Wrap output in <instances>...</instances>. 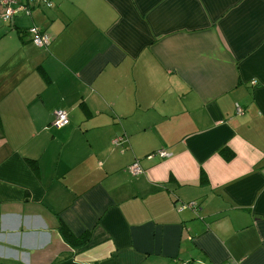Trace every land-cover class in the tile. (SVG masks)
<instances>
[{"label": "crops", "instance_id": "crops-1", "mask_svg": "<svg viewBox=\"0 0 264 264\" xmlns=\"http://www.w3.org/2000/svg\"><path fill=\"white\" fill-rule=\"evenodd\" d=\"M50 2L0 19V264H264V0Z\"/></svg>", "mask_w": 264, "mask_h": 264}, {"label": "built area", "instance_id": "built-area-1", "mask_svg": "<svg viewBox=\"0 0 264 264\" xmlns=\"http://www.w3.org/2000/svg\"><path fill=\"white\" fill-rule=\"evenodd\" d=\"M26 3H18L16 0H0V7H1V13H0V19L2 22H10L11 19L15 14L23 13L24 15H30V8L27 4L28 1H34L37 2L38 5L44 6V7H50L51 2L50 0H25ZM28 32L31 34V40L34 45H36L39 48H47V46L50 43V36L43 32L38 26L32 25L28 28ZM68 122L67 118V111L64 109H57L54 111V118L52 120V125L60 128L64 126ZM123 136H115L112 138L111 142L113 145L121 144L124 141ZM152 155H158L159 157H169L170 153L167 150L160 149L156 151ZM150 155V156H152ZM128 171L132 175H137L142 172V169L138 162L132 163L130 166H128ZM193 202H187V203H178L176 205V210L182 211L186 208H192Z\"/></svg>", "mask_w": 264, "mask_h": 264}, {"label": "trees", "instance_id": "trees-1", "mask_svg": "<svg viewBox=\"0 0 264 264\" xmlns=\"http://www.w3.org/2000/svg\"><path fill=\"white\" fill-rule=\"evenodd\" d=\"M27 31H28V29H27ZM219 153L226 160H229L230 158H232V155H233L232 152L227 147H222L219 150ZM59 232H60L61 236L63 237V239L66 241V243L68 245H70L71 247H80V246H83L86 243V241L88 240V237H89V233L88 232H85L84 234H82L80 236H74L66 228V226L63 225V224H60L59 225Z\"/></svg>", "mask_w": 264, "mask_h": 264}]
</instances>
